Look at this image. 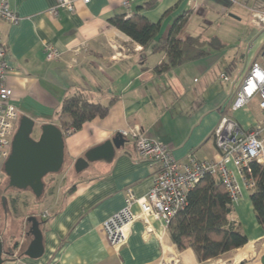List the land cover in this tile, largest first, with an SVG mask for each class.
Listing matches in <instances>:
<instances>
[{
	"label": "crops",
	"instance_id": "0c3cea01",
	"mask_svg": "<svg viewBox=\"0 0 264 264\" xmlns=\"http://www.w3.org/2000/svg\"><path fill=\"white\" fill-rule=\"evenodd\" d=\"M71 1L73 11L58 9L51 15L54 0H0L20 17L16 23L0 18L11 102L20 116L31 117L37 125H58L66 97L81 95L89 102L110 104L106 116L64 134V159L70 165L117 131L135 125L148 137L167 143L174 160L186 161L189 153L195 159L212 157L211 134L224 112L244 130L264 117L258 103L251 105L253 100L237 110L229 108L253 61L262 63L264 30L250 23V9L263 0H153L149 6L145 4L150 0H132L128 11L121 0ZM127 12L159 23L153 42L142 47L109 22ZM243 15L256 32L247 44L235 31ZM179 18L184 22L176 37H198L208 54L156 72L165 52H153V44L165 39ZM212 38L214 44L209 42ZM44 43L54 46L59 57L46 59ZM156 169L150 161L137 159L132 141L125 139L111 161L91 162L80 172L73 169L68 183L43 194L41 207H29L35 199L25 190L21 202L26 210L22 216L14 213L16 228L6 232L10 246L3 247V264H264V231L247 190L228 216L247 242L216 258L198 262L191 248L178 250L168 227L154 219L149 224L154 232L148 233L146 223L136 219L128 226L126 242L111 245L103 221L123 207L128 188L137 197L146 195ZM46 211L48 217L43 216ZM29 215L40 219L43 254L38 258L24 254L32 238Z\"/></svg>",
	"mask_w": 264,
	"mask_h": 264
},
{
	"label": "built area",
	"instance_id": "2783aa9c",
	"mask_svg": "<svg viewBox=\"0 0 264 264\" xmlns=\"http://www.w3.org/2000/svg\"><path fill=\"white\" fill-rule=\"evenodd\" d=\"M131 1L121 0V5L126 11ZM58 9L71 12L74 9L73 2L54 0L49 13L55 15ZM126 16H129L128 12ZM0 18L9 23H16L20 19L17 13L3 2L0 3ZM250 23L259 30H264V0L260 7L250 9ZM5 52L6 44L0 37V186L3 181V162L10 153L16 123L20 117L19 111L11 102L13 90L7 79L10 67L5 60ZM44 52L48 60H55L60 55L54 46L47 43H44ZM222 78L227 79L224 74ZM253 99L258 100V107L264 114V56L262 63L253 61L229 108L237 110ZM72 132L74 131L70 128L63 130L64 134ZM118 132L125 139L132 141L137 159L148 160L155 164L157 169L146 195L137 197L128 188L123 207L103 221L102 226L108 240L115 247L126 242L128 226L136 219L146 223L148 233L154 232L149 226L152 219L159 220L164 227H168L178 211L186 206L189 191L206 175L219 177L230 202L236 204L242 198L243 190L251 191L255 187L250 163L264 166V117L257 120L248 130H244L235 119L224 112L211 134L215 154L212 157L195 159L189 153L186 161L182 162L172 158L171 148L167 143L148 137L137 125ZM134 205L138 207L137 212L133 211ZM43 216L48 217L49 213L46 211Z\"/></svg>",
	"mask_w": 264,
	"mask_h": 264
},
{
	"label": "trees",
	"instance_id": "16d2710c",
	"mask_svg": "<svg viewBox=\"0 0 264 264\" xmlns=\"http://www.w3.org/2000/svg\"><path fill=\"white\" fill-rule=\"evenodd\" d=\"M150 0L145 5H151ZM109 22L142 47L156 38L159 23L149 21L138 13L116 15ZM184 19L179 18L165 39L158 38L153 44V52L164 51L165 58L154 67L156 72H164L187 60L201 58L208 53L202 48L198 37L179 39L176 32ZM213 38L209 41L214 44ZM218 44V43H215ZM110 104L89 102L81 95L64 98L58 114V126L79 130L82 125L95 117H104ZM255 187L249 199L255 218L264 231V166L250 163ZM3 184V183H2ZM1 184V186H2ZM0 186V187H1ZM44 194V193H43ZM37 198L40 200L43 197ZM221 179L206 175L189 191L187 204L179 210L168 226L170 238L178 250L191 248L198 262L216 258L226 251L240 248L247 242L246 235L228 219L233 210ZM40 221V219L38 218Z\"/></svg>",
	"mask_w": 264,
	"mask_h": 264
},
{
	"label": "water",
	"instance_id": "95a60500",
	"mask_svg": "<svg viewBox=\"0 0 264 264\" xmlns=\"http://www.w3.org/2000/svg\"><path fill=\"white\" fill-rule=\"evenodd\" d=\"M38 131V136L33 134ZM125 141L120 132L99 145L88 149L83 156L75 159L73 169L82 171L89 163L104 160L111 161L115 149ZM64 164V133L62 129L51 122L37 125L36 121L27 115L19 117L18 127L11 141L8 157L3 162V172L8 178V187L16 190H30L35 198L44 192V177L55 174ZM29 232L32 236L24 254L30 258H38L43 254L42 233L40 221L35 215L26 218ZM3 244L0 238V264H3Z\"/></svg>",
	"mask_w": 264,
	"mask_h": 264
},
{
	"label": "rangeland",
	"instance_id": "374dc122",
	"mask_svg": "<svg viewBox=\"0 0 264 264\" xmlns=\"http://www.w3.org/2000/svg\"><path fill=\"white\" fill-rule=\"evenodd\" d=\"M238 23L240 24H238V27L235 28V31H238L237 33L240 34L241 37L239 40L242 42V44H247L248 42H250V40H252L256 32L254 29H249L250 27L247 23V19L245 18V15L242 16L241 22H238ZM217 32L215 34H219ZM219 32L223 34L224 31L222 30V28H220ZM257 101H258L257 99H253V101L251 102V105L256 107L258 103ZM18 123L19 121H17L16 123V129L18 127ZM33 136L37 137L38 131H35ZM73 173H74L73 165H70V162L67 159H64V164L58 173L48 174L44 177L45 189L43 193L49 194L51 193L50 192L51 190H55V189L58 190L59 188L63 187L65 183H68V181H70V176H72ZM2 179H3L2 181L3 184L0 187V233L2 234V236H4V238L2 239L3 247L4 249L7 250L10 244L8 243V239H6V232L7 231L9 232V230L12 229V227L13 229L16 228V222L15 220H13L14 213L17 215L21 213V216H22L24 214L22 212L26 210L25 203L21 202V201H25L22 199V196L25 190H16V189L8 187V178L4 174L3 169H2ZM34 199H35V202H34L35 204L31 203L29 204V207H32L35 210L39 208V206L41 207V205H40L39 200L35 198V196H34ZM13 201L14 202L16 201L15 204ZM6 224L8 225L6 226ZM27 229H29V226H27ZM18 234L19 233L17 231V233L14 235L15 241H17L19 238Z\"/></svg>",
	"mask_w": 264,
	"mask_h": 264
}]
</instances>
